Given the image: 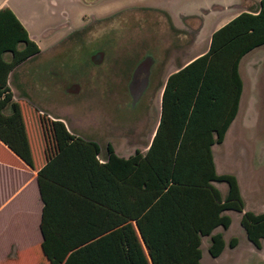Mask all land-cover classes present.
<instances>
[{
	"label": "trees",
	"instance_id": "1",
	"mask_svg": "<svg viewBox=\"0 0 264 264\" xmlns=\"http://www.w3.org/2000/svg\"><path fill=\"white\" fill-rule=\"evenodd\" d=\"M252 7L213 31L204 53L166 77L144 154L119 157L107 143L101 161L95 142L70 134L59 120L44 125L38 113L12 101L8 74L39 51L13 13L0 9V143L26 165L31 150L47 158L36 178L39 249L48 264H200L202 237L209 238V257L224 248L213 231L228 229L225 212L240 214L247 242L260 250L264 204L259 214L243 211L235 177L216 173L211 151L237 113L240 60L264 46V0ZM35 134L48 138L40 154ZM213 183L226 185L224 197ZM66 198L81 203V211Z\"/></svg>",
	"mask_w": 264,
	"mask_h": 264
},
{
	"label": "rangeland",
	"instance_id": "2",
	"mask_svg": "<svg viewBox=\"0 0 264 264\" xmlns=\"http://www.w3.org/2000/svg\"><path fill=\"white\" fill-rule=\"evenodd\" d=\"M0 3L2 8L15 11L39 51L14 73V93L19 97L26 92L40 109L44 125L45 120L58 117L76 136L95 142L100 161L107 143L119 157L132 154L136 140L144 152L147 135L157 120L160 89L166 76L206 51L215 25L253 9L238 0ZM2 59L8 62L9 54ZM238 74L242 91L237 114L223 142L212 146V158L217 174L235 177L244 211L259 214L264 204V46L241 61ZM133 78L142 83L138 90ZM31 155L37 162L43 158V154L34 155L32 150ZM213 186L224 197L226 185ZM63 201L78 213L82 209V204L79 208L74 200ZM224 214L231 220L228 229L218 227L213 231L223 236L221 254L209 257V238L202 237L199 263L264 264V241L260 250L254 249L239 226L240 214ZM20 226L18 223L13 229L16 234L24 232ZM35 233L29 238L19 237L16 261L12 262L15 248L11 247L7 255L10 261L0 264H39L40 259L48 264L40 253V232ZM232 238L236 246L230 249L227 243Z\"/></svg>",
	"mask_w": 264,
	"mask_h": 264
},
{
	"label": "crops",
	"instance_id": "3",
	"mask_svg": "<svg viewBox=\"0 0 264 264\" xmlns=\"http://www.w3.org/2000/svg\"><path fill=\"white\" fill-rule=\"evenodd\" d=\"M238 1L248 3L250 4L249 6H254L256 4L253 2V0H238ZM2 3H0V9L2 8L1 7ZM8 9L13 13L17 21L24 28L27 36L33 41V37L30 35L28 29H26L25 25L20 20L18 15H16L15 11L12 8H8ZM244 12H248V11H244ZM239 13L241 12H238L237 14ZM229 20L215 25V27L210 31V34L213 31L220 28L225 23H227ZM257 49L252 50L251 52L246 54L244 57H242L239 64L246 56L253 53ZM31 59L32 58L28 59L27 61ZM27 61L15 67L8 74L6 78V85L12 95V101L14 103H23L26 111L41 113L40 109L36 107L35 105H33L32 101H30L29 98H27L28 96L26 95V92L23 91L22 93H20L21 96L18 97V95L14 93V89L11 86L12 81H14L16 78L15 76L16 71H18ZM246 62H249V61H246ZM165 79L163 80V83ZM161 89H162V86H161ZM161 89H160V94H161ZM160 94H159L158 105L160 102ZM27 115H28V112H27ZM47 116L51 118L48 114ZM158 117H159V111L156 117L157 118L156 123L154 127L150 129L147 135V137L148 136L149 137L146 143V147H144V152L151 141L155 127L157 125ZM55 119L62 122L66 130L70 134L75 135L72 129L69 127V125H67V123H65L63 120H61L58 117ZM34 138H35V151L39 152L40 154L44 151V149L45 150L47 149L46 146L48 145V138L46 135H43L42 137H40L38 136V134H35ZM133 144L135 145L133 148V151L136 150L140 154H144V152L140 150V147H142V145H139L138 140L134 141ZM144 144L145 143L143 142V145ZM127 147H129V145ZM130 155L131 154H128L126 156H120V157L127 158ZM46 159H43L37 162L31 157L30 163L26 165L22 161H20L18 158H16L4 145L0 143V262L1 263L10 261V260H7V255L11 247L15 248L13 252L14 255H12L14 256L12 262L17 260L18 254H17L16 249H17V241L19 240L20 236L29 238L31 235H36L35 232H39V222H40L42 203H41L40 196H39L36 173H37V170L45 163ZM243 211H244V208H243ZM18 223L21 224L20 228H22L24 232H19L16 234L13 229ZM222 239H223V236H222ZM262 242L263 241H261L260 244H262ZM224 245H225V242H224Z\"/></svg>",
	"mask_w": 264,
	"mask_h": 264
},
{
	"label": "water",
	"instance_id": "4",
	"mask_svg": "<svg viewBox=\"0 0 264 264\" xmlns=\"http://www.w3.org/2000/svg\"><path fill=\"white\" fill-rule=\"evenodd\" d=\"M136 79V78H135ZM134 80V78L132 79V81ZM135 82H136V85L138 84V87H137V90H138V88L140 87V85L142 86V83H141V81L140 80H134Z\"/></svg>",
	"mask_w": 264,
	"mask_h": 264
}]
</instances>
